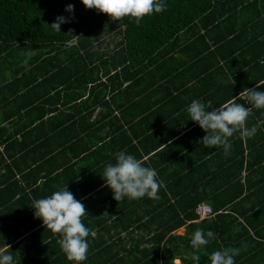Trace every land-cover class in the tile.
<instances>
[{
  "label": "trees",
  "instance_id": "16d2710c",
  "mask_svg": "<svg viewBox=\"0 0 264 264\" xmlns=\"http://www.w3.org/2000/svg\"><path fill=\"white\" fill-rule=\"evenodd\" d=\"M164 2L137 24L82 0H0V250L13 264H74L32 208L66 186L96 233L82 264H210L230 247L235 264H264V109L238 101L258 130L227 155L187 112L264 81V0ZM120 151L156 170L158 201L114 199L102 176ZM197 229L216 233L199 251Z\"/></svg>",
  "mask_w": 264,
  "mask_h": 264
},
{
  "label": "clouds",
  "instance_id": "9594fccd",
  "mask_svg": "<svg viewBox=\"0 0 264 264\" xmlns=\"http://www.w3.org/2000/svg\"><path fill=\"white\" fill-rule=\"evenodd\" d=\"M82 4L86 9H96L114 20L131 17L137 24L146 16L166 10L164 0H82ZM65 11L72 14L74 5L69 4ZM73 19L74 15L58 16L50 27L60 33L61 25L71 23ZM66 35L70 37V42L81 38L75 36L72 29H69ZM261 85H264V81L257 84L256 88L243 89L237 97L210 111H206L205 104L200 100L191 102L187 112L191 121L197 123L206 133L200 141L204 147L222 146L227 155L232 147L229 138L235 133L239 132L241 138L255 136L258 126L247 127L252 109L238 101L244 100L256 109H264V91L257 90ZM102 177L106 186L113 191L117 202L123 201L125 197L134 200L145 196L157 201L160 199L158 192L163 187V182L157 180L156 170L144 166L143 160L124 151L116 153V163L107 164ZM32 208L36 218L42 220L46 229L61 236L58 244L67 260L82 264L87 259L89 250L87 238L89 235H96L95 231L82 223V217L87 214L84 204L76 200L66 186L49 197L34 200ZM215 238L216 233L213 231L205 233L204 230L197 229L191 239V245L199 251ZM240 251L239 248L231 247L215 251L209 257L210 264H235L234 257L238 256ZM191 258L196 264H199L201 259L196 252L191 254ZM0 264H13V256L0 250Z\"/></svg>",
  "mask_w": 264,
  "mask_h": 264
},
{
  "label": "built area",
  "instance_id": "2783aa9c",
  "mask_svg": "<svg viewBox=\"0 0 264 264\" xmlns=\"http://www.w3.org/2000/svg\"><path fill=\"white\" fill-rule=\"evenodd\" d=\"M195 212L199 217H206L210 215V209L205 203H200L199 206L195 209Z\"/></svg>",
  "mask_w": 264,
  "mask_h": 264
},
{
  "label": "crops",
  "instance_id": "0c3cea01",
  "mask_svg": "<svg viewBox=\"0 0 264 264\" xmlns=\"http://www.w3.org/2000/svg\"><path fill=\"white\" fill-rule=\"evenodd\" d=\"M176 230L179 231V232H178L179 234H182L183 231H184V228H183V227H179V228H177ZM176 230H174L173 233H175ZM178 233H176V234H178ZM173 262H174V263H178L179 260L176 258V259H173Z\"/></svg>",
  "mask_w": 264,
  "mask_h": 264
},
{
  "label": "rangeland",
  "instance_id": "374dc122",
  "mask_svg": "<svg viewBox=\"0 0 264 264\" xmlns=\"http://www.w3.org/2000/svg\"><path fill=\"white\" fill-rule=\"evenodd\" d=\"M178 232H179L178 230L175 231V233H178ZM178 234H179V233H178Z\"/></svg>",
  "mask_w": 264,
  "mask_h": 264
},
{
  "label": "bare ground",
  "instance_id": "6f19581e",
  "mask_svg": "<svg viewBox=\"0 0 264 264\" xmlns=\"http://www.w3.org/2000/svg\"><path fill=\"white\" fill-rule=\"evenodd\" d=\"M211 212H212V210H211Z\"/></svg>",
  "mask_w": 264,
  "mask_h": 264
}]
</instances>
